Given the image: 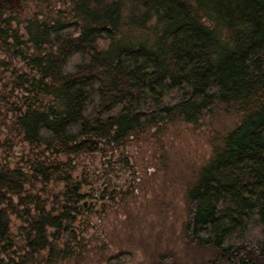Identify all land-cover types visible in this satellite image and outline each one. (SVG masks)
<instances>
[{
  "label": "trees",
  "instance_id": "trees-1",
  "mask_svg": "<svg viewBox=\"0 0 264 264\" xmlns=\"http://www.w3.org/2000/svg\"><path fill=\"white\" fill-rule=\"evenodd\" d=\"M132 1L147 14L131 16L127 24L124 0H0V52L6 58L0 60V84L22 105L10 108L9 128L43 147L47 164L33 163L32 174L0 172V246L14 243L10 211L16 207L7 205V192L20 193L40 175L43 182L58 178L66 185L58 214L38 195L23 200L36 206L34 214L24 212L30 251L20 261L0 254V264H32L44 249L47 264L61 256L48 229H67L64 222L78 211L81 184L70 174L61 177L74 160L106 155L164 124L197 123L217 105L234 107L242 121L222 138L189 192L186 238L212 248L222 264H264V0ZM13 2L50 7L44 20L24 23L7 16ZM67 2L66 11L56 9ZM152 14L156 25L149 34L123 32L124 26L143 29ZM103 40L110 46L100 51ZM16 59L22 69L13 65ZM2 69L13 72L7 78ZM18 90L27 96L15 97ZM57 156L66 163L51 159ZM123 257L128 254L111 259Z\"/></svg>",
  "mask_w": 264,
  "mask_h": 264
},
{
  "label": "rangeland",
  "instance_id": "rangeland-1",
  "mask_svg": "<svg viewBox=\"0 0 264 264\" xmlns=\"http://www.w3.org/2000/svg\"><path fill=\"white\" fill-rule=\"evenodd\" d=\"M66 4H59L56 9L66 11L70 3ZM124 4V23L129 24L131 16L140 19L147 14L132 0H124ZM55 5L52 3L51 8ZM49 7L13 2L7 16L24 23L37 16L44 20ZM38 12L44 14L40 16ZM24 23L19 26L23 41L27 39ZM155 25L156 17L152 14L143 29L124 26L123 32L131 28L132 34L140 38L149 34ZM109 46L108 40L99 42L100 51ZM4 59L0 52V60ZM13 65L18 69L25 66L21 59H16ZM2 72L8 78L13 69H2ZM2 90L3 84H0V172L10 169L32 174L33 163L47 165L44 149L33 147L23 135L10 130L14 117L10 108L22 105H16L17 100L9 98L10 92ZM14 94L19 99L27 96L25 90ZM241 121L234 107L217 105L197 123L164 124L132 137L125 147L106 155L96 152L74 160L71 170L61 173V177L70 174L79 182L82 198L77 203L78 211L71 213L75 218L64 222L67 229L60 233L55 228L48 229L50 241L61 252L52 264H222L212 248L196 246L186 238L188 195L203 168L213 159L222 138ZM51 159L58 163L67 161L63 156ZM37 178L35 184H25L20 193L7 192V205L16 207L14 212L10 211L14 243L0 246V254L8 260L20 261L30 251L29 217L24 212L30 209L34 214L36 206L34 203L23 205V200L38 195L53 214L61 212L65 182L58 178L43 182L42 175ZM126 253L127 259H111ZM49 256V249H44L34 255L32 264H47Z\"/></svg>",
  "mask_w": 264,
  "mask_h": 264
}]
</instances>
